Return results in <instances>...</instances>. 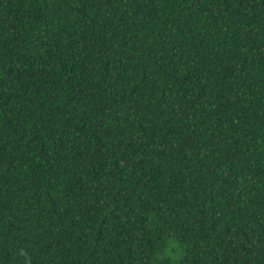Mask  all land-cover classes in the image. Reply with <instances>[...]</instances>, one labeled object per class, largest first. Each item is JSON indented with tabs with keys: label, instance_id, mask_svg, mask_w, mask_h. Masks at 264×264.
I'll use <instances>...</instances> for the list:
<instances>
[{
	"label": "trees",
	"instance_id": "1",
	"mask_svg": "<svg viewBox=\"0 0 264 264\" xmlns=\"http://www.w3.org/2000/svg\"><path fill=\"white\" fill-rule=\"evenodd\" d=\"M0 264H264V0H0Z\"/></svg>",
	"mask_w": 264,
	"mask_h": 264
}]
</instances>
